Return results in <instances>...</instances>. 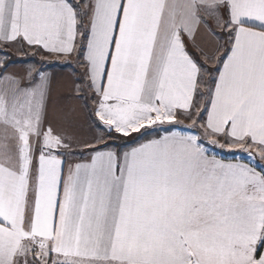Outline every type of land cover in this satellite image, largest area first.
<instances>
[{
	"label": "snow or ice",
	"instance_id": "1",
	"mask_svg": "<svg viewBox=\"0 0 264 264\" xmlns=\"http://www.w3.org/2000/svg\"><path fill=\"white\" fill-rule=\"evenodd\" d=\"M201 29L214 44L197 43ZM25 49L77 54L95 142L46 124L52 74ZM204 112L203 136L175 130L123 151L105 140L180 117L195 128ZM257 156L264 0H0V264H264Z\"/></svg>",
	"mask_w": 264,
	"mask_h": 264
},
{
	"label": "crops",
	"instance_id": "2",
	"mask_svg": "<svg viewBox=\"0 0 264 264\" xmlns=\"http://www.w3.org/2000/svg\"><path fill=\"white\" fill-rule=\"evenodd\" d=\"M213 29L217 34H220L222 31L215 25H213ZM224 37L221 39V43H223ZM216 40V36H211L204 29H201L196 37L197 43L202 47H207L210 44H214ZM186 43L190 53L198 61L203 63V58L199 55L198 49L190 41L186 40ZM25 50L29 52L28 63H35L37 67L43 65L44 69L52 74V92L46 114V124H51L58 130H66L69 134L75 136L77 139L95 142L93 141V137L97 136V128L91 126L89 119L91 116V109L93 108V102L90 99L86 102L82 99H76V93L72 84L74 77L71 70L74 68L77 73L83 72V69L79 66L77 54L74 52L70 57H62L53 54H47L41 50L40 54L32 56V49ZM11 51H13L14 56L16 57L20 55L17 53L15 47L14 49L12 48ZM13 61L16 60L13 59ZM26 66L27 65L13 63L10 65L9 71L18 70L21 67ZM198 98L199 97L196 99V103L199 99V104L202 103L201 98ZM85 103L87 104V108H85ZM193 111L195 112V109H193ZM206 117L207 113L204 112L201 117V121L203 122ZM92 119H94V116H92ZM136 134L138 135L139 133ZM134 146L136 145L131 147ZM127 148H130V146L121 149V151ZM76 151L79 153L80 148H77ZM87 157L88 151L84 150L83 156H78L76 159L84 161L87 159ZM260 162L264 164V161ZM65 167H67V165H65Z\"/></svg>",
	"mask_w": 264,
	"mask_h": 264
},
{
	"label": "rangeland",
	"instance_id": "3",
	"mask_svg": "<svg viewBox=\"0 0 264 264\" xmlns=\"http://www.w3.org/2000/svg\"><path fill=\"white\" fill-rule=\"evenodd\" d=\"M224 39H226V36L224 37ZM13 49H14V47H13ZM11 52L13 53V51H11ZM203 63H204V61H203ZM207 67H208V65H207ZM211 67H212V65L209 64V68H211ZM204 79L205 80L208 79L207 75H205ZM199 98H201V97H199ZM201 100H202V98H201ZM199 101H200V99L197 100V105H199ZM190 123H191L190 120L185 119L184 117H180V122L175 124V125L165 124V125L155 126L153 129H150L148 132H146L143 136H141L140 134L137 135L136 133H133L132 136L129 137V139L127 138V140H125L124 142L122 140H120V142H119V141H117V139L109 138L107 135H105V140L108 141V143L110 145H113V146L119 145L121 149H124L125 147H129V146L131 147L133 145H137V144L142 143L148 139L158 138L159 136L167 134V132L175 131V130L182 131V132H191L192 134L203 136V129L200 127V123H202L201 119L198 121L195 128H190L189 127ZM99 135H101V131L97 129V136H99ZM204 142L207 143L206 140ZM214 151L219 156H222L226 160L233 159L234 155H239V156L243 157V159L246 161L249 159L246 154L238 152V150L236 153H233L227 149L215 148ZM257 163L262 164L259 161L258 156H257Z\"/></svg>",
	"mask_w": 264,
	"mask_h": 264
},
{
	"label": "trees",
	"instance_id": "4",
	"mask_svg": "<svg viewBox=\"0 0 264 264\" xmlns=\"http://www.w3.org/2000/svg\"><path fill=\"white\" fill-rule=\"evenodd\" d=\"M11 50H12V48H10V49H7V51L10 53V55L12 56V58L13 59H15V60H17V58L19 57H16V56H14V54H11ZM109 137V136H108ZM110 138H114V139H117V141H119L120 142V140H122L123 142L125 141V140H127V138H124V137H119V135L118 134H112V136L110 137ZM129 139V138H128Z\"/></svg>",
	"mask_w": 264,
	"mask_h": 264
}]
</instances>
